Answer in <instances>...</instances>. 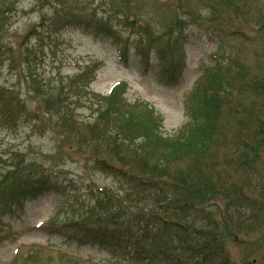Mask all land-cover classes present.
Listing matches in <instances>:
<instances>
[{
	"label": "rangeland",
	"instance_id": "1",
	"mask_svg": "<svg viewBox=\"0 0 264 264\" xmlns=\"http://www.w3.org/2000/svg\"><path fill=\"white\" fill-rule=\"evenodd\" d=\"M59 1L66 11L74 6L94 20L109 18L115 37L83 27L52 31L59 7L6 0L2 44L16 50L18 61L12 70L0 66V85L14 90L25 113L13 125L0 117V195L19 180L50 181V187L36 190L37 200L14 197L0 203V264H126L125 253L100 244L82 228L86 221L96 226L97 218L116 208L128 214L123 220L126 226L137 212L134 204L122 199L125 190L114 176L120 161L109 148L103 127L114 125V112L140 101L163 118V136H174L188 122L202 93L201 75L216 61L224 66L230 61L245 70L247 98L241 107L233 103L244 122L226 127L227 145L217 153L219 161L228 156V168L209 175L226 176L228 185L244 198L251 196L257 220L252 230L228 228L222 199L215 200L210 211L221 224L233 263L264 264V138L252 134L264 127V0H211L203 6L206 0H146L154 5L147 4L159 24L152 27V46H145L146 53L138 59L132 56L135 35L118 25L122 13L133 18L138 0ZM224 1L228 7H217L211 20L210 5ZM180 3L199 7L198 14L177 11ZM43 15L45 26L25 39L26 31ZM176 20L182 28L180 38L177 31H164ZM216 40L222 42L219 49ZM122 51L132 57L120 60ZM62 91L63 104L70 109L67 125L44 107ZM231 93L233 100L242 96L236 89ZM245 142L256 143L248 158L251 170L228 172L241 168L237 164ZM10 173L14 178L3 182ZM80 228L84 234L78 232Z\"/></svg>",
	"mask_w": 264,
	"mask_h": 264
},
{
	"label": "trees",
	"instance_id": "2",
	"mask_svg": "<svg viewBox=\"0 0 264 264\" xmlns=\"http://www.w3.org/2000/svg\"><path fill=\"white\" fill-rule=\"evenodd\" d=\"M35 1L59 7L53 14L52 31L76 26L85 27L96 34L115 37L114 26L109 21L90 20L83 8L70 7L66 11L59 0ZM145 1L138 0L131 20L122 13V20L118 23L121 28L127 27L135 34L132 55L137 58L143 57L145 46H152V27L159 24L156 21L157 14L148 7L154 5ZM210 1L201 2V6ZM5 6L6 0H0V66L7 64L9 69H15L16 50L2 44L1 26ZM217 7H228V3L224 1L215 6L210 5L211 20L215 19ZM176 9L185 15H197L199 11V7L183 3L178 4ZM44 21L43 17L38 25L31 27L25 39L37 35L39 29L45 26ZM191 23L201 24L197 20ZM164 31H177L179 38L182 36L178 20L169 22ZM216 42L219 49L222 42ZM153 48L161 55L158 47ZM129 55L126 51L121 52L119 58L123 60ZM226 71L228 75H225ZM245 84L243 68L231 63L224 66L216 62L200 85L202 93L189 113L188 123L172 137L163 136V118L144 102L136 101L128 109L120 110L121 113L114 112L115 123L104 125L103 135L109 139V148L115 151V157L120 161L114 176L125 190V198L122 199L134 204L137 212L123 226V220L128 214L116 208L105 212L102 218H97L96 226L86 221L82 227L84 231L100 244L125 253L126 264H235L230 260L219 223L207 210V206L220 197L226 202L224 214L226 217L228 215L229 224L239 229L241 226L248 227L244 225L245 215L238 203L241 198L229 203L228 208L231 187L228 188L226 176L217 175L213 179L209 175L211 172H219L220 168H228V156H223V161H219L217 153L227 145V136L223 134L226 127L233 128L244 122L233 103L238 102L241 107L242 101L247 98L245 91L239 89ZM69 87L72 89V85ZM234 89L242 96L233 100L229 97L234 95L231 93ZM65 95L64 91L59 92L54 100L45 101L44 107L54 110V114L57 113L63 124L67 125L70 118L66 119V116L70 109L68 111L63 104ZM24 113L25 106L14 90L0 85L2 120L13 125L18 116ZM104 114L107 112L100 117ZM252 134L263 135L264 138V127L259 126ZM261 142H258V146ZM245 144V151L239 155V167L249 164V153H253L256 147L254 142ZM13 178L10 173L3 182L7 183ZM49 187L50 181L12 182L9 192H4L0 197V202H7L18 195L24 199H35L36 190ZM232 189L234 194H238L236 192L239 191ZM82 228L78 232L84 234Z\"/></svg>",
	"mask_w": 264,
	"mask_h": 264
}]
</instances>
